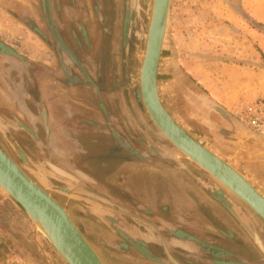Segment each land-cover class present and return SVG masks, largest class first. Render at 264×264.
<instances>
[{
    "label": "crops",
    "instance_id": "crops-1",
    "mask_svg": "<svg viewBox=\"0 0 264 264\" xmlns=\"http://www.w3.org/2000/svg\"><path fill=\"white\" fill-rule=\"evenodd\" d=\"M28 1L30 0H0V145L4 139L16 138L15 128H24L28 135L25 136H30L37 142L47 140L59 152L73 151L71 144L86 140L89 134L88 123L92 124L100 117L104 118L110 108L115 112V118L123 122V132L134 135L130 126L135 121L133 118L136 104L129 102L130 96L128 98L122 85L128 75L125 76L120 70L118 55L114 57L115 42L110 43L109 49L106 42L103 45V42L86 43V48L92 55V60L88 59L87 62L98 64H86L87 77H106L112 80L108 82L107 89L102 81L103 91L100 92L103 99H109L110 106L102 99L100 105H97L93 92L96 89L100 91L97 87L92 89L88 85L81 87V84L76 86L66 82L67 77L72 75L69 61L56 50L55 42H49L36 33L39 31L35 22L36 15L41 12L40 0L35 6L36 12ZM51 2L55 21L64 29L72 22L81 25V16L88 15L77 7L78 4L80 6L79 0H76L78 4H74L73 0ZM257 4L258 2L250 8L240 9L216 8L213 14L209 12L213 18H206L205 23L209 22L215 28L209 30L208 34L200 29L201 24L196 17L198 8L191 10L189 17L184 19L192 23L191 32L188 34L182 33L180 19L173 18L169 31H173L172 46L175 50L161 56L158 85L162 102L164 97L167 101H172L170 78H175L174 85L181 92L182 98L195 93V103L194 107L192 106L195 110V123L191 125L192 132L186 130L193 137L195 128L199 132L209 134V142L203 144L230 161L264 194V133L254 131L236 115V110L242 104L256 100L264 102V31L251 18L256 15L264 20V13ZM1 15H8L17 27H21L32 38L36 35V39L31 38L32 42L29 43L31 46L33 43H39L42 46L40 54L32 56L23 53L8 41L10 38H3L1 29L7 27L1 22ZM86 24L88 25L87 18ZM39 27L42 29L41 24ZM107 53L111 58L105 56ZM163 64L165 68L162 72ZM162 73L164 81L161 79ZM128 87L126 85V88ZM168 110L170 111V107ZM81 122L86 126L85 130L79 128ZM16 140L19 141L17 138ZM149 143L153 144L154 141L149 140ZM170 153L153 154L159 159L169 161L171 158L178 161L179 154L176 151ZM127 165L129 169L134 170V174L138 165L130 159L118 169ZM167 172L174 173L168 168ZM201 179L207 180L204 176ZM15 205L2 191L0 192V215L9 216L1 230L9 229L16 236L12 244L15 251L18 250L17 256H23L25 264H66L53 253L44 238L42 245L47 255L43 254L36 244L29 220ZM202 205L205 207L212 204L205 199L203 204L195 207ZM200 210L195 211V227L200 222H210V217L203 209L201 212ZM186 238L188 239L185 240H191L189 242L194 241V238ZM200 243L195 234V248ZM12 252L14 250H11ZM11 256L14 257L13 254ZM10 264L16 262L10 260Z\"/></svg>",
    "mask_w": 264,
    "mask_h": 264
},
{
    "label": "rangeland",
    "instance_id": "rangeland-1",
    "mask_svg": "<svg viewBox=\"0 0 264 264\" xmlns=\"http://www.w3.org/2000/svg\"><path fill=\"white\" fill-rule=\"evenodd\" d=\"M147 1H149L148 8H146L148 17L140 20L136 26L131 24L130 17L128 20L125 19L124 9L119 4V11H114L113 21H111L114 26L111 30L112 34L110 33V39L104 38V40L115 42L114 57L116 58V55H118L120 70L123 71L125 76H129L124 79L122 85L125 87L128 98L130 96L129 102H135L136 104L133 118L135 120L134 125L132 124L130 127L132 130H136L137 147L142 146L140 150L144 148L142 141L145 138L157 142L159 140L165 141L172 148L169 147V153L170 151H176L179 154L178 161L171 158H169V161L159 159L155 154L148 156L149 160L136 158L138 167L134 174V170L129 169L128 165L121 169L110 168L109 165V173L102 178L103 183L106 185L103 184L100 190L95 188L97 180L91 175L96 181L95 183L84 179L79 174L74 175L77 180H72L76 185L79 182H85L87 186L74 188L70 185L73 188L70 191L64 188V184H61L53 176V178H49L47 174H36V170L33 168L35 166L21 167L36 182L44 186L52 196L53 194H65L63 196H67V204L62 205L67 209L105 264H173L165 251L162 240L167 244L173 257L181 264H264V250L255 240L257 234L264 245L263 219L241 198L217 181L195 161L181 153L162 134L144 106L140 94V70L153 5V0ZM79 2L85 14L88 13V15L83 16L88 21V42H94L96 39L102 40V32L96 30L97 16L95 15V9L99 0H79ZM256 2H258L259 9L264 13V0H171L170 18L161 56L168 55L175 50L172 46L174 44L173 31H169L173 18L180 19L179 26L182 33L188 34V32H191L192 23L184 19L189 17L191 10L198 8L199 13L196 17L201 24L200 29L208 34L209 30L215 28L209 22L205 23L206 18H213V15H210L209 12L213 14V10H216V8H250ZM37 3L38 0L36 2L35 0L28 1L35 12ZM138 5L139 1L136 0L135 6ZM40 7L41 12L36 15L37 21L35 24L39 29L36 33H39L47 41L53 42V36L46 21L44 0H40ZM1 16V22L7 27V29H1L3 38H10L8 41L23 53L32 56L40 54L42 46L39 43H33L34 45L31 46V43H29L32 42V39H36V35L32 38L21 27H17L8 15ZM251 18L264 31V20L256 15ZM40 24L42 29L39 27ZM204 36L206 37V35ZM180 37L182 38L181 34ZM164 68L165 65L163 64L162 72ZM163 77L162 73V81H164ZM170 81L172 101L169 102L164 97L162 103L163 105L165 103L166 106H164L167 107V110L170 107V111H168L185 130L192 132L191 125L195 123V110H193L195 93L182 98L181 92L174 85L175 78H170ZM126 85L129 87L126 88ZM162 90L163 87L161 92ZM182 108H185V110H182ZM193 133L195 137H198L197 139L205 141L202 143H207L210 140L209 134L199 132L196 128ZM121 138L127 142L133 141V135L128 134V132H125ZM2 145L6 148L7 153L12 155L14 145L10 144L13 148H8L5 143H2ZM111 156L112 151H99L97 164L109 161ZM29 161L30 164L35 165L33 159H29ZM49 163L52 162H48V165ZM167 168L174 173H168ZM202 176L210 182L201 179ZM196 178L206 183H212L211 181H213L215 186L230 200L238 217L234 216L222 202L212 196ZM54 180L57 182H53ZM52 186H56L60 193L50 190ZM1 191L8 200L15 204L11 197L0 188ZM205 199H208L213 206L195 207V205L203 204ZM143 206L146 208L144 209ZM200 209H203L210 217V222H200L196 228L195 211ZM178 215L184 218L183 221L177 219L180 218L177 217ZM8 217V215L6 217V214L0 215V264H10V260L16 262V264H25L22 259L23 256L22 258L17 256L18 250L15 251L12 244L16 236L9 229L1 230L3 224L7 223ZM29 224V227H31L32 224L30 222ZM195 234L201 242L196 248L195 245L190 244L189 241L191 240H185L188 239L186 237H191L195 241ZM45 241L52 248L54 254L58 256L53 246L47 240ZM25 244H27L26 241ZM142 244L147 247V250L141 248ZM210 247L221 248L226 252H214ZM235 247H239L236 253ZM11 250H14V252L11 253ZM12 254L14 257L11 256ZM192 254L199 261L192 260L190 256Z\"/></svg>",
    "mask_w": 264,
    "mask_h": 264
},
{
    "label": "water",
    "instance_id": "water-1",
    "mask_svg": "<svg viewBox=\"0 0 264 264\" xmlns=\"http://www.w3.org/2000/svg\"><path fill=\"white\" fill-rule=\"evenodd\" d=\"M46 3L49 16L48 0ZM170 6L171 0H153L146 47L140 70V94L144 106L162 134L181 153L195 161L217 181L241 198L264 221V194L230 161L223 159L185 130L161 101L158 73L163 42L170 18ZM56 36L59 44L66 48L57 34ZM49 165L59 174L77 180L73 174L65 169L53 163H49ZM77 173L90 182H96L89 174L81 170H77ZM196 179L234 216L238 217L230 200L214 183H206L199 178ZM0 188L11 197L32 224V234L43 254L47 255L42 245V238L53 246L58 256L66 264H105L67 209L44 186L36 182L1 145ZM255 240L264 250L259 235H255ZM162 243L173 264H181L170 253L164 240ZM210 248L214 252H226L221 248Z\"/></svg>",
    "mask_w": 264,
    "mask_h": 264
},
{
    "label": "flooded vegetation",
    "instance_id": "flooded-vegetation-1",
    "mask_svg": "<svg viewBox=\"0 0 264 264\" xmlns=\"http://www.w3.org/2000/svg\"><path fill=\"white\" fill-rule=\"evenodd\" d=\"M44 1L46 5V21L48 23V28L53 36V42H55L56 50H58V52H61L60 54L66 56L69 61L68 63L70 64L72 75L70 78L67 77L66 82H69L71 85L76 86L81 84V87H87V85L90 86V88L97 87L100 90L99 92L97 91V89L96 91L93 90L97 105H100L102 99L104 100V103L106 102V104L110 106L109 99L105 100L103 99L104 97L102 98L101 93L103 90L101 82H104L103 86L105 85L104 87L107 89L108 82H111L112 80L107 79L106 77L103 79L101 77L92 79L87 77V74H85L86 64H91L93 66L98 65L92 61L87 62L88 59L92 60V55L90 50L86 48L88 47V45H86V43H88V28L86 27V18H83V16H81V20H79L81 25H77L76 22H72L71 25L67 26V28L64 29L63 27L58 26L55 21V17L53 14V4L51 0H48L49 16L47 12L46 0ZM135 1L136 0H99V3L97 4V7L95 9V15L97 16L96 30H100L102 32V40L96 39L94 42H103L102 45L106 42L108 49L111 47L110 43L112 42H109L107 39L104 40V38L110 39V36L112 34L111 30H113L114 26V23H112L111 21H113L114 11H119V4L120 7H123L124 9L123 13L125 14V19L128 20L130 17L132 25L136 26V24L140 22V20L144 18L146 19L148 17L146 8H148L149 1L138 0V6H135ZM73 2L74 4H78L76 0H73ZM77 7L83 11V8L79 6V4L77 5ZM56 34L58 35V38H60L65 44L66 48L59 44ZM4 42L7 41L4 40ZM99 43L97 45H99ZM105 56L111 58L108 53L107 55L105 54ZM81 97H83V95H81ZM79 124L80 129H86V126L82 122ZM88 125L89 126L87 129L89 134L86 140L80 142L79 144H71L70 146L74 149L70 152L67 151V153H64V151L59 152L55 150L54 146L48 143L47 140L37 142L36 140H33L34 138L32 139L30 136L27 137L28 135L25 133L24 128H15L16 135L14 134V136L19 141H17L16 138L14 139L12 137H9V140L4 139L3 143H5L8 148H13L10 144L14 145L11 156L20 166H22L23 168L26 166H35L33 168L36 170H34L36 174H47L49 178L53 176L55 179H57V181H60L61 184H64V188L70 191L73 190L70 185H72L74 188H82L83 186L87 185L85 184V182H79L76 185V183L70 177L59 175L58 172H56L48 165V162L54 163L55 165L65 169L75 176L78 175L77 170L81 169L85 171L87 174L91 175L95 180H97L95 188L100 190L103 187V184H105L103 183L102 178L104 177V175H107L109 173L110 168L114 167L115 169H118L121 164L129 161V159L130 161H136V158L149 160L148 156H151V154L159 152L166 153L169 152V147L171 148V146H169L165 141L159 140V142H157L155 140L145 138L142 141L144 148L140 150V147L142 148V146L137 147L135 135L136 130H132L131 127L130 130L134 134L133 141L127 142L126 140H123L121 137L124 134L123 130L125 131V128H123L124 124L123 122L115 118V112L112 111L111 108L110 111L106 113L104 118L100 117L98 120H96L95 123H88ZM149 140L154 141V143L150 144ZM1 146L4 147L2 143ZM101 150H108V152L112 151V156L110 157L111 159L109 158L110 162L104 161L101 164H97V155ZM127 157L129 159H127ZM29 159H33L35 165H33L32 163L30 164ZM57 181L54 180L53 182ZM57 189L58 188H56V186L50 187V190L56 191L58 193L59 191ZM63 195L53 194V196L65 206L67 204V196ZM143 208L145 209L146 207L143 206ZM177 217L180 216L178 215ZM177 219L183 221L181 217ZM190 244L194 246L195 241L191 242ZM141 248L147 250V247L144 244H142ZM235 248L236 250H239V247ZM190 256L192 260L195 259V262L199 261L193 254Z\"/></svg>",
    "mask_w": 264,
    "mask_h": 264
},
{
    "label": "built area",
    "instance_id": "built-area-1",
    "mask_svg": "<svg viewBox=\"0 0 264 264\" xmlns=\"http://www.w3.org/2000/svg\"><path fill=\"white\" fill-rule=\"evenodd\" d=\"M236 115L254 131L264 133V102L253 101L239 106Z\"/></svg>",
    "mask_w": 264,
    "mask_h": 264
}]
</instances>
